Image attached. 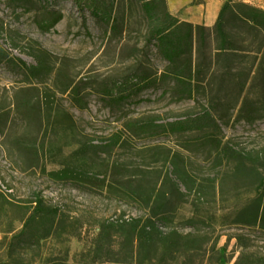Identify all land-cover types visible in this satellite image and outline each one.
<instances>
[{
  "label": "rangeland",
  "instance_id": "1",
  "mask_svg": "<svg viewBox=\"0 0 264 264\" xmlns=\"http://www.w3.org/2000/svg\"><path fill=\"white\" fill-rule=\"evenodd\" d=\"M167 2L181 19L211 27L229 3L264 9V0ZM51 8L63 18L43 32L35 10L0 0V43L9 54L32 63L26 52L41 47L55 66L49 78L29 84L0 64V264H235L239 257L241 264L263 262L264 228L253 223L252 210L264 201V116L247 123L238 119V111L246 97H259L258 81L250 78L247 89L240 88L243 68L252 65L264 33L242 26L229 12L227 29L242 49L231 62L232 73L238 75L230 74L222 62L210 71L212 83L196 99L177 101L156 86L113 112L98 93L106 81L138 68L160 73L166 65L157 48L147 44L148 21L140 0H116L123 23L116 34L89 12L85 27L84 15L72 0H54ZM211 41L213 50L214 35ZM61 66L64 75L84 76L97 87L88 95L87 108L77 107L59 91ZM209 99H221L222 113L230 111L219 137L234 147L233 158L218 153L199 132L133 137L124 127L125 119L143 115H158L162 121L197 115ZM24 102L27 108L21 107ZM112 135L120 136V144L105 147ZM157 144L183 154L180 166L189 172L193 189L183 202L172 197L167 216L157 220L171 246L147 253L124 235L130 236L134 218L152 214L153 207L135 196L133 187L140 186L146 197L157 183L160 188L168 166L140 150ZM117 160L127 164L117 169L124 176L119 177L133 186L112 182ZM36 194L59 208L60 223L48 236L47 224H36L28 229L29 240H15L13 246ZM103 230L109 235L106 257L96 252Z\"/></svg>",
  "mask_w": 264,
  "mask_h": 264
},
{
  "label": "trees",
  "instance_id": "2",
  "mask_svg": "<svg viewBox=\"0 0 264 264\" xmlns=\"http://www.w3.org/2000/svg\"><path fill=\"white\" fill-rule=\"evenodd\" d=\"M84 15V24L87 27L86 12L93 15L96 20L106 27L107 32L117 33L123 25L116 0H72ZM16 6L25 11H36V23L43 32L51 31L63 18V13L51 8L49 5L54 0H11ZM142 10L148 21L147 44L154 45L161 58L166 62L161 72L151 73L148 69L138 68L132 73L118 79L106 81L98 91L105 104L111 111H121L123 104L129 100H137L144 91L152 87H161L162 94H170L177 101L196 99L200 93H205L211 85L209 73L214 66L223 62L224 68L233 75L232 57L238 55L237 41L227 29L229 12L244 27L264 33V9L245 2L229 3L221 9L213 27L204 23L195 24L183 20L173 14L168 6L167 0H140ZM40 6V7H39ZM217 40V47L212 50V37ZM33 57L34 62L29 63L22 57H13L0 43V64L15 73L23 76L24 81L31 84L34 81L43 82L54 72L55 66L48 59V52L41 47H34L33 51L26 52ZM245 76L241 77L240 91L247 89L249 79L253 83L258 81L260 87L259 97H246L238 111V119L247 123H254L264 116V42L258 49L255 59L250 67H244ZM57 80L61 81L59 91L68 94L73 103L81 108L88 107V95L95 91L93 81L82 77L71 78L64 75V67L57 70ZM254 86V85H253ZM143 99H138L142 101ZM221 101V99H219ZM218 99H209L207 106L197 115L186 116L176 120L162 121L158 115H143L128 118L124 121V127L133 137H154L170 134L201 133L202 139L209 143L218 153L226 158H233L234 147L229 142L223 143L219 135L223 134L222 124L228 117L222 113ZM28 103L24 102L21 107L27 108ZM20 107V105H19ZM121 138L112 135L105 147L113 148L120 144ZM127 141H123L126 143ZM99 146V145H93ZM145 154H152L155 161H161L168 169L162 174V184L158 189V183L152 188L148 197L142 192L140 186L133 187L135 196L146 201V206L153 207L152 214L147 217L134 218L130 225V236L125 233V239L132 237L137 242L140 251L151 253L158 246L170 247L171 241L166 233L160 230L157 220L167 216V210L172 197L178 196L180 202L190 194L193 189L190 183V174L181 167L184 156L181 152L173 150L164 144L145 146L140 149ZM157 156V157H155ZM127 166L125 162L115 161L112 169V182L122 186H128L130 181H125L122 173L117 169ZM123 176V177H119ZM131 186H133L131 184ZM182 186L186 188L183 191ZM158 189V190H157ZM157 192V193H156ZM165 198V199H164ZM153 205L151 206V202ZM35 204L30 207V214L25 219L21 232L16 234L11 241L17 240L20 244L29 240L28 229L34 228L36 224L49 227L44 236L51 234L59 225L62 214L58 207L48 205L42 194H36ZM255 207V206H254ZM244 212L241 211L242 216ZM253 223L264 228V201H260L254 211L252 210ZM125 229V228H123ZM109 235L103 230L99 233L97 255L107 256L109 251L105 248ZM242 257L235 264H241ZM260 264H264V261Z\"/></svg>",
  "mask_w": 264,
  "mask_h": 264
}]
</instances>
